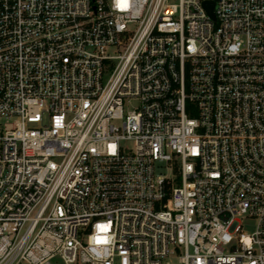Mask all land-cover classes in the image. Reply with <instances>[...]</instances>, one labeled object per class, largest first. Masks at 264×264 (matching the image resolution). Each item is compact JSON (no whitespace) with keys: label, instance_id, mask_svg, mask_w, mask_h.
Masks as SVG:
<instances>
[{"label":"built area","instance_id":"obj_1","mask_svg":"<svg viewBox=\"0 0 264 264\" xmlns=\"http://www.w3.org/2000/svg\"><path fill=\"white\" fill-rule=\"evenodd\" d=\"M0 264H264V0H0Z\"/></svg>","mask_w":264,"mask_h":264},{"label":"water","instance_id":"obj_2","mask_svg":"<svg viewBox=\"0 0 264 264\" xmlns=\"http://www.w3.org/2000/svg\"><path fill=\"white\" fill-rule=\"evenodd\" d=\"M206 10L208 11L209 15L214 18V2L206 1L204 3Z\"/></svg>","mask_w":264,"mask_h":264},{"label":"rangeland","instance_id":"obj_3","mask_svg":"<svg viewBox=\"0 0 264 264\" xmlns=\"http://www.w3.org/2000/svg\"><path fill=\"white\" fill-rule=\"evenodd\" d=\"M112 53H113V54H117L114 50H112ZM163 172L166 173V174L169 173V171H167L166 168L163 169ZM253 222H254V221H253ZM245 229H246L247 231H252V230L254 229V225L252 224V221H249V222H247V223L245 224ZM175 262H177V260H175Z\"/></svg>","mask_w":264,"mask_h":264}]
</instances>
